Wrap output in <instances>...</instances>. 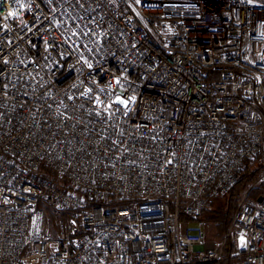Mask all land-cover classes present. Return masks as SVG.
Segmentation results:
<instances>
[{"label": "built area", "instance_id": "obj_1", "mask_svg": "<svg viewBox=\"0 0 264 264\" xmlns=\"http://www.w3.org/2000/svg\"><path fill=\"white\" fill-rule=\"evenodd\" d=\"M229 243L264 264V0H0V264H224Z\"/></svg>", "mask_w": 264, "mask_h": 264}, {"label": "trees", "instance_id": "obj_2", "mask_svg": "<svg viewBox=\"0 0 264 264\" xmlns=\"http://www.w3.org/2000/svg\"><path fill=\"white\" fill-rule=\"evenodd\" d=\"M256 178L257 176L252 175L248 170V167L245 166L242 170L238 172L235 185L230 189L227 195L223 197L226 199V203L221 207L212 209L213 202L217 199L216 198L209 199L207 202V207L203 211L199 221H205L206 218L207 221L216 223L221 236H223L226 233L231 218L237 209V205L241 193L247 188L249 184L254 182ZM258 192L259 189L254 190L252 192V196H256ZM231 254H232V245L231 243H229L226 253L227 260L224 262V264H235V260L231 259Z\"/></svg>", "mask_w": 264, "mask_h": 264}, {"label": "rangeland", "instance_id": "obj_3", "mask_svg": "<svg viewBox=\"0 0 264 264\" xmlns=\"http://www.w3.org/2000/svg\"><path fill=\"white\" fill-rule=\"evenodd\" d=\"M216 199L217 200H215L213 202L212 209H216L218 207H221V206H223L226 203V199L223 198V197L222 198H216ZM48 218H49V216H48ZM202 223L204 224V227H205V230H206V234H207V242L209 244L213 243L214 241H216V240H218V239H220L221 237L224 236V235L221 236L220 231H219L218 226H217L216 223L207 221L206 218H205V221H202ZM192 226H194V224H192ZM46 229L47 230H51V224L49 222H47V224H46Z\"/></svg>", "mask_w": 264, "mask_h": 264}, {"label": "snow or ice", "instance_id": "obj_4", "mask_svg": "<svg viewBox=\"0 0 264 264\" xmlns=\"http://www.w3.org/2000/svg\"><path fill=\"white\" fill-rule=\"evenodd\" d=\"M10 15H11V13H10ZM121 103H125L126 104L127 102L126 101H121Z\"/></svg>", "mask_w": 264, "mask_h": 264}, {"label": "water", "instance_id": "obj_5", "mask_svg": "<svg viewBox=\"0 0 264 264\" xmlns=\"http://www.w3.org/2000/svg\"><path fill=\"white\" fill-rule=\"evenodd\" d=\"M260 202H261V200H260Z\"/></svg>", "mask_w": 264, "mask_h": 264}]
</instances>
